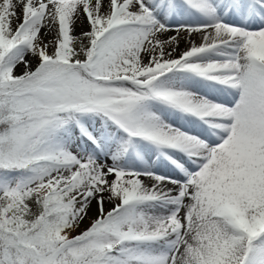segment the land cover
I'll return each mask as SVG.
<instances>
[{
	"label": "snow or ice",
	"instance_id": "obj_1",
	"mask_svg": "<svg viewBox=\"0 0 264 264\" xmlns=\"http://www.w3.org/2000/svg\"><path fill=\"white\" fill-rule=\"evenodd\" d=\"M0 264H264V0H0Z\"/></svg>",
	"mask_w": 264,
	"mask_h": 264
},
{
	"label": "rangeland",
	"instance_id": "obj_2",
	"mask_svg": "<svg viewBox=\"0 0 264 264\" xmlns=\"http://www.w3.org/2000/svg\"><path fill=\"white\" fill-rule=\"evenodd\" d=\"M83 30H87V23L86 22L83 25H78L76 27V33L79 34ZM20 71H21V69H18L17 74H19ZM110 207H111L110 204L106 205V208H110ZM95 215H96V205H95V203H93L92 211L90 212L89 217L91 218ZM88 226H89V219H85L83 221V223L81 224L80 229H77V232L73 233V235L79 234V232L81 230L87 228Z\"/></svg>",
	"mask_w": 264,
	"mask_h": 264
},
{
	"label": "bare ground",
	"instance_id": "obj_3",
	"mask_svg": "<svg viewBox=\"0 0 264 264\" xmlns=\"http://www.w3.org/2000/svg\"><path fill=\"white\" fill-rule=\"evenodd\" d=\"M196 41H197V43H199V37H196ZM187 47H188V45L182 41L180 44V51H183Z\"/></svg>",
	"mask_w": 264,
	"mask_h": 264
}]
</instances>
